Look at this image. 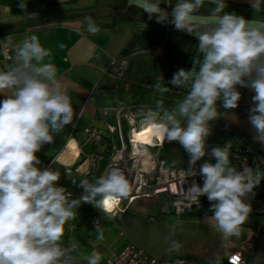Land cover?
<instances>
[{"label": "clouds", "instance_id": "clouds-1", "mask_svg": "<svg viewBox=\"0 0 264 264\" xmlns=\"http://www.w3.org/2000/svg\"><path fill=\"white\" fill-rule=\"evenodd\" d=\"M157 23L170 22L176 30L194 35L200 56L191 70L180 68L168 84L188 89L187 95L171 110L149 109L145 123L155 136L178 142L189 155V167L181 175H199L184 190L187 200L199 205L206 196L213 215L212 227L225 239L239 238L248 220L254 189L264 180L259 167L237 168L230 160L231 145L207 151L211 122L218 119L217 102L225 109H235L241 99L239 88H248L252 96L249 122L255 129L253 139L264 144V19L252 20L233 12H225L226 0H211L214 7L207 20L197 16L205 0H177L172 11L162 9V0H132ZM168 4V3H167ZM264 0H251L255 13L264 11ZM21 9L27 4L21 0ZM35 13L29 15L35 18ZM169 16L171 20L169 21ZM87 30L97 33L98 26L86 17ZM10 39V37L8 38ZM49 49L37 35L26 36L16 50V62L0 70V264H73L76 242L62 244L65 226L77 218L81 204H91L105 213L129 196V180L114 166L94 181L81 179L83 189L78 198L57 186L60 172L41 169L37 153L51 144L73 122L75 110L71 97L61 90L54 65L47 58ZM156 91L166 93L168 87L157 83ZM163 107L157 101V109ZM210 159L195 170L197 161ZM215 162H211L212 160ZM97 239L103 232L97 229ZM182 245L173 241L166 252H179ZM87 264H99L100 255L80 254Z\"/></svg>", "mask_w": 264, "mask_h": 264}, {"label": "crops", "instance_id": "crops-1", "mask_svg": "<svg viewBox=\"0 0 264 264\" xmlns=\"http://www.w3.org/2000/svg\"><path fill=\"white\" fill-rule=\"evenodd\" d=\"M23 2L27 4L26 9L19 7L21 0H0V70H6L16 62V50L26 36L37 35L42 46L50 50L51 56L47 59L54 65L61 90L71 97L75 115L73 122L66 125L51 144H45L37 156L43 165L47 163L48 168L60 172L57 186L64 187L72 193L73 198H77L83 192V189L77 186L80 180L88 174L89 181H94L106 172L107 167V161L98 153L103 150V146H99L97 150L91 148V143L87 141L86 127H98L103 135L102 142L110 138L116 146L109 132L114 136L118 133L122 137L123 127H129L128 122L124 116L118 120L113 108L104 115L101 112L102 107L125 104L135 114L138 127L145 124L149 109L163 112L174 108L187 95L188 89L174 87L168 84V81L180 68L191 70L197 58L192 50L198 48V40L194 35L176 30L170 22L157 23L154 16L150 19L147 13L130 7L127 1L120 6L106 3V0ZM162 2L161 5H174L177 0ZM226 5L225 12H233L247 18L258 15L264 19V11L255 13L251 0H226ZM213 7L211 0H205L198 13L210 14ZM32 13L36 14L35 18L29 17ZM86 17H91L98 26L97 33L93 34L87 30ZM166 28L170 31V54L162 52L163 42L159 40ZM189 48L192 49L190 52ZM6 49L10 57H6ZM124 55L131 59V66L127 74L123 75L111 67V61L114 57ZM157 83L168 87L169 91L163 94L156 91ZM243 89L244 106L225 109L222 101L217 102L218 119L211 122L212 131L206 141L209 153L213 147H224L227 134L236 132L264 156V144L253 139L255 129L249 122V109L254 92L248 88ZM4 98L5 96L0 94V100ZM157 101H162V108L157 109ZM162 144L165 145L164 152L161 153L159 148V151L153 154L158 164L159 157L163 156L166 163H170L177 171L182 167H189V155L178 142H168L164 139ZM234 153L231 148L230 160L239 168ZM209 159L210 156L206 155L197 161L195 167L200 168L201 164ZM211 162L214 163L215 160ZM161 166L165 170L164 165ZM256 167L261 169L260 166ZM67 168L70 170L67 171ZM138 198L134 199L128 208ZM168 199L167 196L149 199V202L144 204L145 207L143 206L145 212L141 213L148 214L151 210H154L155 214L158 211L172 212L174 206H167ZM263 199L264 180L255 188L254 195L250 198L252 212L242 225L240 237H232V243L218 253L195 249L190 245H182L179 252H166L172 244L169 242L171 236L176 234L178 229L187 226L184 220H190L192 216L183 217L171 213L170 218L160 223L161 227L168 231L150 232L147 238L136 242L124 234L127 227L134 226V213L130 215L126 210H119L110 215L91 204L85 209L79 207L77 218L66 224L67 235L63 245L68 246L71 242L78 244L77 251L72 253L73 264H87L86 260L80 258V254L91 255L93 252L100 255L99 264H106L105 258L111 251H118L129 242L144 247L157 257H190L191 255L186 254L191 253V257L206 260L211 264H232L228 260L229 255L242 250L246 240L250 238L251 229L260 224L263 228L261 234L255 239L253 249H245L244 255L246 264H264V215L255 210L256 205ZM155 226V229H158L159 224ZM97 229L103 232L102 241L97 239Z\"/></svg>", "mask_w": 264, "mask_h": 264}, {"label": "built area", "instance_id": "built-area-1", "mask_svg": "<svg viewBox=\"0 0 264 264\" xmlns=\"http://www.w3.org/2000/svg\"><path fill=\"white\" fill-rule=\"evenodd\" d=\"M168 3L171 0H166ZM6 57H10L9 52L5 51ZM129 56L114 57L111 61V67L117 71H124L128 67ZM241 92V99L238 106L245 105V93L243 88H239ZM110 108L115 110L118 120L124 116L129 125L128 141L120 146L113 148V153L108 161L106 171L111 167L118 166L126 175L129 180L131 191L129 196L122 198L113 205L111 212L125 211L129 204L139 196L152 195V193L161 192L160 189L170 190L173 194H178V187L182 184V177L170 178L169 173L162 177L158 174L159 165L152 153L150 147L159 146L162 140L159 137L152 135V142L146 140L143 143L137 141L134 136V130L139 129L137 126L135 114L130 111L129 107L125 104L115 105L113 107H102L101 112L105 115ZM113 130V129H111ZM87 141L94 144L102 142L103 135L98 127H86ZM123 138V135H122ZM143 148H139V146ZM230 144L234 149V158L238 162V167L250 166L255 168L260 166L264 171V156L260 155L251 145L246 143L240 138L238 133L229 132L225 139V145ZM69 171L70 169H66ZM193 183V182H192ZM255 191V189H254ZM257 213L264 215V199L261 200L255 207ZM263 228L260 224L255 225L250 231V238L246 240L243 249L229 255L228 260L232 264H246V257L244 255L245 249H253L255 239L261 234ZM106 264H211L206 260L178 256V257H157L152 255L144 247L129 242L118 251H111L105 258Z\"/></svg>", "mask_w": 264, "mask_h": 264}, {"label": "rangeland", "instance_id": "rangeland-1", "mask_svg": "<svg viewBox=\"0 0 264 264\" xmlns=\"http://www.w3.org/2000/svg\"><path fill=\"white\" fill-rule=\"evenodd\" d=\"M106 3H109L111 5H124L126 3L125 0H106ZM169 32L166 29H164L161 33V36L159 37L160 42H163L161 49L162 52L165 51L166 53L170 54L171 47L169 42ZM189 52L192 50L191 48L188 49ZM193 54L196 57L200 56V53L198 51V48H193ZM192 53V52H191ZM131 66V59L128 60V67L124 71H120V74H127ZM109 135L113 137V140L116 144V146H120L124 140L125 142L128 141V135H129V127L126 129H123V138L116 133L115 136L112 134V132H109ZM164 146L163 144L159 146H153L150 147V151H152L153 154L155 152L159 151V148L161 150V153L164 152ZM160 164L159 165V171L158 174H160L162 177H165L167 173H169L170 178L173 177H182V184L180 187H178L179 193L173 194L170 190H165L157 193H152V195H145V196H139V198L133 203V205L130 208L126 209V212L132 215V213L135 214L134 217V226L133 227H127L125 229V235L130 240H134L138 242V240L145 239L149 236L150 232L158 231L159 233L168 231L161 227V222L164 219L170 218L172 215L171 213H175L177 215H182L183 217L192 216L193 218L190 220H184V222L187 223V226L182 227L177 230L176 234H173L171 236V240L169 239V242L178 241L181 245H190L191 247H194L195 249H203V250H209L212 253H218L222 251L226 245H229L232 243L233 239L230 238H223L221 234L216 231L212 227V221L210 220V217L213 215V213L210 211V203L207 200L206 196L200 197L199 205H196V203H191V206L189 207V201L187 200L185 196V191L192 185V182L195 181L196 183L200 184L202 186L203 180L199 175H196L195 177H184L181 175V173L187 169V167H182L181 170H175L171 167L170 163H166V160L163 156L159 157ZM162 160L164 163H162ZM47 164V163H46ZM43 165L40 163L38 167L41 169L48 168L47 165ZM164 165V169L168 170L165 171L162 169V166ZM197 173L199 172V168H196ZM84 179H89V175L86 174ZM168 197L167 200V206L173 205L174 209L172 212H157L156 214L153 212L154 210L148 211L151 213L148 214H142L141 212H145V209H143L144 204L149 202V199H153L156 196ZM253 196H251L252 198ZM78 198V197H77ZM182 201V202H179ZM90 204H81L80 207L87 208ZM145 207V206H144ZM140 209V210H139ZM176 209V210H175ZM113 212H110V215H112ZM155 214V215H154ZM246 223V222H245ZM244 223V224H245ZM159 224L158 229H155V225ZM170 231V230H169ZM67 233L65 230V235L62 238V244L64 243L65 237ZM170 238V235H168ZM188 256H192L193 254L188 253L186 254ZM190 256V257H191Z\"/></svg>", "mask_w": 264, "mask_h": 264}, {"label": "trees", "instance_id": "trees-1", "mask_svg": "<svg viewBox=\"0 0 264 264\" xmlns=\"http://www.w3.org/2000/svg\"><path fill=\"white\" fill-rule=\"evenodd\" d=\"M125 1H127V0H125ZM130 7H135V8H137V9H139V10L144 12L143 8L138 7L136 5H131ZM123 128L126 129L127 126H124ZM224 145H225V140H224ZM99 146H103V150L100 151V152L98 151V153H100V155H103V159L105 161H107V164H108V161H109V159H110V157H111V155L113 153L114 143L112 142V140L110 138H107L106 141L101 142L98 145L94 144V143H91V148L93 150L99 149Z\"/></svg>", "mask_w": 264, "mask_h": 264}, {"label": "bare ground", "instance_id": "bare-ground-1", "mask_svg": "<svg viewBox=\"0 0 264 264\" xmlns=\"http://www.w3.org/2000/svg\"><path fill=\"white\" fill-rule=\"evenodd\" d=\"M152 135H154L153 133V129L151 127L150 124H144L143 126H141L139 129H136L134 130V136H135V139L137 141H140V142H144L146 140L150 141L151 144H155L154 142H152L153 140L151 139L152 138ZM161 139V138H159ZM162 141L164 139H161ZM137 146H139V144H137ZM139 148H143V146H139ZM165 188H162L160 189V191H164ZM136 199V198H135ZM179 202H182V201H179Z\"/></svg>", "mask_w": 264, "mask_h": 264}, {"label": "water", "instance_id": "water-1", "mask_svg": "<svg viewBox=\"0 0 264 264\" xmlns=\"http://www.w3.org/2000/svg\"><path fill=\"white\" fill-rule=\"evenodd\" d=\"M127 3H128V5H136V6H138V7H141L139 4H133V3H132V0H127ZM160 7H161L162 9H167V11H168L169 13H171V11H172V7H170L169 5H160ZM141 8H142V7H141ZM197 16L200 17L201 20H207V18L210 16V14H199V13H197ZM169 18H171V16H169ZM244 18L247 19V20H252V19H254V18H247V17H244Z\"/></svg>", "mask_w": 264, "mask_h": 264}]
</instances>
